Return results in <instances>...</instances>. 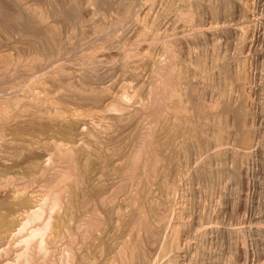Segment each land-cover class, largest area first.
Returning a JSON list of instances; mask_svg holds the SVG:
<instances>
[{"label":"rangeland","instance_id":"374dc122","mask_svg":"<svg viewBox=\"0 0 264 264\" xmlns=\"http://www.w3.org/2000/svg\"><path fill=\"white\" fill-rule=\"evenodd\" d=\"M0 264H264V0H0Z\"/></svg>","mask_w":264,"mask_h":264},{"label":"bare ground","instance_id":"6f19581e","mask_svg":"<svg viewBox=\"0 0 264 264\" xmlns=\"http://www.w3.org/2000/svg\"><path fill=\"white\" fill-rule=\"evenodd\" d=\"M158 204H159V203H158ZM19 242H23V241H19ZM19 242H18V243H19ZM24 243H25V241H24ZM22 244H23V243H22ZM25 246H26V245H25ZM25 246L23 247L24 249L26 248ZM24 251H25V250H24ZM24 253H25V252H24ZM21 254H22V253H21ZM14 255H15V254H14ZM18 257H19V256H18ZM14 258H15V257H14ZM17 260H18V259H17Z\"/></svg>","mask_w":264,"mask_h":264}]
</instances>
